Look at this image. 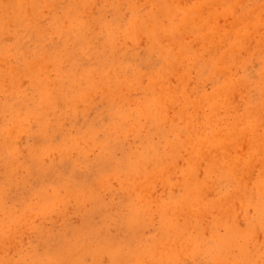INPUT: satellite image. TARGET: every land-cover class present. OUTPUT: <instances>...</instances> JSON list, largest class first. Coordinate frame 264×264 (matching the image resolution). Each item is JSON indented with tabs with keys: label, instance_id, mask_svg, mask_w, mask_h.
<instances>
[{
	"label": "rangeland",
	"instance_id": "rangeland-1",
	"mask_svg": "<svg viewBox=\"0 0 264 264\" xmlns=\"http://www.w3.org/2000/svg\"><path fill=\"white\" fill-rule=\"evenodd\" d=\"M16 1L0 0V18L3 17L0 20V264H159L152 261L155 259L161 264H167V259L169 264H264V190L262 184H259L264 183V21L257 28L254 26L256 16L251 14V7L254 9V5H259V17L264 20V0H240L239 3V0H219L220 3L212 0L213 4L211 0H166L163 4L162 0H130L133 3H129V0H39L38 5L36 4L38 7L32 2L21 8L22 23L14 21ZM156 4H165V8L167 5L178 6L173 22H169L162 14L164 7L159 10ZM229 5L231 7L227 8ZM182 8L185 10L182 11ZM190 10L193 11L192 16H198V27L196 25L194 30L188 29L185 33L181 25L186 22ZM245 11L250 15L249 19L253 17L254 20L251 25L247 17L243 18L249 32L247 30L241 39L232 30L234 31L236 20L241 19ZM150 13L155 15L151 16ZM211 13H216V16ZM150 22L155 24L153 26H159L156 36L147 31L152 26ZM228 24L231 28L227 27ZM199 26H203V38L200 36ZM171 27L174 28L172 32L168 30ZM226 27L229 32L223 29ZM138 29L140 33H137ZM206 31H211V34L216 31L218 35L214 32L215 37L214 34L208 36ZM197 34L198 39L194 36ZM233 36L236 38H232ZM216 38L221 41H216ZM229 38L232 39L227 45ZM210 39L213 44L217 42V45L214 44L215 48L212 43L209 44ZM235 41L237 44L242 42L246 47L235 48L236 51L232 52L234 61L232 62L230 52L231 62L224 63L219 57L226 52L225 48L227 51L232 48L235 45L232 42ZM259 41L261 47L257 43ZM161 50L172 53L170 60L163 61L165 56ZM182 51L186 55L183 59L180 58ZM177 52L181 54L178 55ZM36 61L44 66V71L38 67L35 69L38 71L31 74L28 63ZM219 66L226 68L219 70ZM216 68L219 71H215ZM91 71L95 73L92 74ZM107 71H110L111 76H105ZM13 72L20 75L14 77ZM182 74L185 76L183 80L180 79V83L178 79ZM90 76H93L92 79ZM127 81L130 83L127 84ZM41 84L46 87L40 88V94L38 88L43 86ZM226 86L230 89L223 98L226 101L227 95V100H231L232 104L229 112L224 108L225 105L216 109L220 114L217 115L216 129L218 130V125L222 129L233 124L235 116V126L242 124L238 120L239 115L248 110L255 111L254 116L248 118L242 127L247 130L251 127L249 130H252L251 134L257 140L255 144L258 149H253L254 144L248 141L252 137L245 133L248 135L237 141L240 145L235 140L237 146H232V141L228 151L225 149L227 142L224 143V149L222 146L212 155L204 148L198 154L197 149L214 130L206 124L207 116L212 112L210 103H206L203 98L214 97L215 93L221 94ZM59 87L62 89H58ZM48 88L53 94L54 91H59L55 93L57 96H51V99L57 98V103L54 100L52 106L55 107L51 106L52 108L49 106L52 102L44 99V91ZM164 89L176 91L178 99L165 107L157 102V107L153 100L162 97ZM78 92H81L80 95ZM62 94L66 96L65 99L70 98L64 100ZM40 100L44 101L43 104ZM186 102L188 105L184 107ZM42 105H48V109ZM44 111L48 112L47 116ZM144 111L146 112L143 113ZM157 111L160 113L157 114ZM183 111L191 117L190 120H185ZM121 114L125 115L126 121ZM17 115L23 119L22 123ZM189 121L192 124L190 133L187 129ZM183 131L188 134L185 135ZM197 131L200 132L195 135ZM205 142L206 140L204 144ZM241 146L246 148L245 154L243 149L238 150ZM167 152L170 158L163 155L166 163L163 161L162 166L160 157ZM177 152H180L179 156ZM208 153V157L204 156ZM140 156L141 159H138ZM143 158L145 162H142ZM154 160L159 162L155 163ZM232 160H237L236 165L230 164ZM146 161L151 163L147 166ZM140 162L150 171L145 169V165L143 168L139 166ZM154 163L156 166L160 163V168ZM257 163L260 166L257 167ZM140 168L145 170L142 176L147 173L144 177L140 175ZM225 169H231L233 181L224 177L226 174L223 172H227ZM237 172L242 174L239 176ZM138 182L142 183H139L136 190ZM128 184L134 186L130 187ZM127 186L130 189L133 187L132 190L127 191ZM258 189L261 191L258 192ZM192 194L198 195L199 201L191 203L186 199L185 196ZM146 203L149 206L145 207ZM138 210L141 216H136ZM172 214L175 216L170 217ZM172 223L174 228H171ZM228 227H231L229 232ZM176 230L180 235H176ZM248 232L250 235H246ZM179 236L184 240L180 241ZM193 237L192 242L190 238ZM231 241L238 243V246L234 242L232 247ZM175 243H181L179 247L182 249L178 250ZM188 243H192L189 250ZM153 245L156 250L159 247V251L163 249L166 253L157 252ZM198 245L196 250L199 252H196L195 247ZM216 248L221 250L220 253ZM148 253L151 254L147 255ZM162 253L166 259L162 258ZM226 256L228 260L225 259Z\"/></svg>",
	"mask_w": 264,
	"mask_h": 264
},
{
	"label": "bare ground",
	"instance_id": "bare-ground-1",
	"mask_svg": "<svg viewBox=\"0 0 264 264\" xmlns=\"http://www.w3.org/2000/svg\"><path fill=\"white\" fill-rule=\"evenodd\" d=\"M40 1H42V0H40ZM86 1H87V0H86ZM86 1H85V2H86ZM97 1H98V0H97ZM162 1H164V2H162V4H163V3H165L166 0H162ZM177 1H178V0H177ZM177 1H176V2H177ZM182 1H183V0H182ZM187 1H188V0H187ZM189 1H191V0H189ZM215 1H216V0H215ZM217 1H218L219 3L221 2V1H219V0H217ZM222 1H225V0H222ZM232 1H233V0H232ZM246 1H247V0H246ZM32 2H33V3H32ZM38 2H39V0H38L37 2H36V0H34V1H33V0H17V1H16L17 7H15V8H16V11H15V13H16V14H15V15H16V19H14V21L16 20V22L18 21V22L22 23V21H21V19H20V18H21V14H22L21 8H22V7L24 8V6H25L26 4H28V3H32L33 5H36ZM87 2H88V1H87ZM114 2H115V1H114ZM171 2H172V0H171ZM173 2H174V1H173ZM180 2H181V1H180ZM211 2H212V3H211ZM211 2H209V3H211V4L214 3L212 0H211ZM239 2H240V0H239L237 3H239ZM129 3H133V2H130V0H129ZM167 3H168V2H167ZM169 3H170V2H169ZM181 3H182V2H181ZM207 3H208V2H206V4H207ZM237 3H236V6H237ZM2 4H3V3H2ZM11 4H12V3H11ZM84 4H85V3H84ZM170 4H171V3H170ZM172 4H174V3H172ZM172 4H171V5H172ZM177 4H178V3H177ZM204 4H205V3H204ZM206 4H205V5H206ZM222 4H224V3L222 2ZM232 4H233V3H232ZM246 4H247V3H245V5H246ZM8 5H10V4H8ZM12 5H13V4H12ZM37 5H38V4H37ZM37 5H36V6H37ZM133 5H134V4H133ZM156 5H157V4H156ZM164 5H165V4H164ZM164 5H157V6H158V8H159V10H160V9H162V6L165 8ZM166 5H167V4H166ZM188 5H189V4H188ZM230 5H231V2H230ZM230 5L227 6V8H228V7L230 8V7H231ZM26 6H27V5H26ZM160 6H161V8H160ZM168 6H169V7H168ZM178 6H179V4H178ZM178 6H176V7H178ZM238 6H239V8L241 7L240 4H239ZM246 6H247V5H246ZM258 6H259V5H258ZM258 6L255 7V5H254V6H253L254 9H252V7H251V14L254 15V16H256V21H255V23H254V26H256V27H257L258 25L260 26V24L264 21L262 18L259 17V16H260V15H259V11H260V8H261V7H258ZM12 7H13V6H12ZM37 7H38V6H37ZM50 7H51V6H50ZM173 7H174L175 9H174ZM173 7H170V5H167V8H165V9L163 8V9L161 10L162 14L166 17V19H167L169 22H173L172 20H174V17L176 16L177 11L179 10L178 8L176 9L175 6H173ZM201 7H203V6H201ZM201 7H200V8H201ZM219 7H220V6H219ZM233 7H234V5H233ZM248 7H249V6H248ZM79 8H80V7H79ZM179 8L181 9V7H179ZM220 8L222 9V7H220ZM244 8H245V7H244ZM244 8H243V9H244ZM47 9H48V8H47ZM207 9H208V8H207ZM183 10H185V9L182 8V11H183ZM186 10H187V8H186ZM188 10H189V9H188ZM194 10H195V9H193V11H194ZM200 10H201V9H200ZM224 10L227 11V9H223V11H224ZM232 10H233V8H232ZM249 10H250V8H249ZM249 10H247V12H248ZM72 11H73V10H72ZM72 11H71V12H72ZM106 11H107V10H106ZM193 11L190 10L188 13L185 11V13H187L188 15L186 16V19H185L186 22L184 21L185 23H183L184 25H181V26L183 27L182 29L184 30L183 32L187 31L188 29H189V30H194V29L196 28V25H197L196 21H198V16H197V17H196V15H195V17L192 16L191 14L193 13ZM196 11H197V10H196ZM196 11H195V12H196ZM198 11H199V10H198ZM198 11H197V12H198ZM214 11H215V9H214ZM216 11H217V10H216ZM220 11H221V10H220ZM230 11H231V9H230ZM242 11H243V13H244V10H242ZM68 12H69V11H68ZM91 12H92V11H91ZM156 12H157V11H156ZM199 12H200V11H199ZM199 12H198V13H199ZM217 12H218V11H217ZM228 12H229V10H228ZM228 12H227V14H228ZM239 12H241V11H239ZM249 12H250V11H249ZM249 12H248V13H249ZM48 13H49V12H48ZM69 13H70V12H69ZM85 13H86V12H85ZM126 13H127V12H126ZM164 13H165V14H164ZM198 13H197V14H198ZM223 13H224V12H223ZM243 13H242V15H244V16H241L242 18H241L240 16H238V17H240L241 19H239V18L237 17L238 19H237V18H236L237 20L235 19L236 22H235V20L232 21L233 23L235 22V23H234L235 26H233V27H234V31L231 29L232 32H233V34H234V35L236 34V35H237L236 37H238V38H241V37H242L241 39H243V36L246 35L247 30H248V28H247L248 25H247V23H245V19H243V18H244V17H247L248 20H250L251 25H253L252 21L254 20L253 17H252V19H251V18L249 19L250 15H248V14L246 13V11H245V14H246V15L243 14ZM5 14H6V13H5ZM13 14H14V13H13ZM30 14H31V13H30ZM72 14H73V13H72ZM151 14H152V15H155V14H153V13H150V15H151ZM180 14H181V13H180ZM201 14L203 15V13H201ZM201 14H200V15H201ZM206 14H207V13H206ZM206 14H205V16H206ZM211 14H213V13H211ZM229 14H230V13H229ZM237 14H238V13H237ZM2 15H3V14H2ZM152 15H151V16H152ZM183 15H184V14H183ZM213 15L216 16V13L213 14ZM234 15H235V14H234ZM240 15H241V13H240ZM247 15H248V16H247ZM0 16H1V15H0ZM70 16H71V15H70ZM107 16H108V15H107ZM178 16H179V15H178ZM181 16H182V15H181ZM184 16H185V15H184ZM191 16H192V17H191ZM209 16L214 18V16H211L210 14H209ZM12 17H13V16H12ZM26 17H28V16H26ZM77 17H78V16H77ZM125 17H126V16H125ZM154 17H155V16H154ZM179 17H180V16H179ZM203 17H204V16H203ZM1 18H3V17H1ZM1 18H0V20H1ZM4 18H5V17H4ZM116 18H117V17H116ZM148 18H149V17H148ZM156 18H157V17H156ZM158 18H159V17H158ZM201 18H202V17H201ZM231 18H232V17H231ZM176 19H177V18H175V22L177 23ZM189 19H190V20H189ZM202 19H203V18H202ZM207 19H208V18H207ZM211 19H212V18H211ZM215 19H216V18H215ZM224 19H225V17H224ZM226 19H227V17H226ZM261 19H262V20H261ZM137 20H138V19H137ZM137 20H135L134 23H136ZM167 20H165V21H167ZM179 20H180V19H179ZM204 20H206V19L204 18ZM243 20H244V21H243ZM23 21H24V20H23ZM26 21H27V20H26ZM162 21H163V20H162ZM200 21H201V20H200ZM207 21H208V20H207ZM214 21H215V20H214ZM1 22H2V21H1ZM160 22H161V21H160ZM160 22H159V23H160ZM210 22H211V21H210ZM216 22H219V21H216ZM221 22H222V21H221ZM221 22H220V23H221ZM150 23L152 24V26H151V28H147V31L152 32V33H153V36H156V34H157V29H159V26H153L154 23H152V22H150ZM161 23H162V22H161ZM204 23H206V22L204 21ZM204 23H202V25H204ZM222 23H224V22H222ZM148 24H149V23H148ZM148 24H147V25H148ZM170 24H171V23H170ZM200 24H201V23H200ZM215 24H216V23H215ZM14 25H15V24H14ZM154 25H155V24H154ZM162 25H163V23H162ZM164 25H166V24H164ZM168 25H169V24H168ZM213 25H214V24H213ZM82 26H83V25H82ZM178 26H180V25H178ZM204 26H205V25H204ZM214 26H215V25H214ZM223 26H226V24L223 25ZM3 27H4V26H3ZM166 27H167V26H166ZM197 27H198V25H197ZM199 27H200V26H199ZM227 27H228V28H231V26L229 27V24H228ZM227 27H226V28H223V29H227ZM80 28H81V27H80ZM131 28H132V27H131ZM210 28H211V27H210ZM215 28H216V27H215ZM257 28H259V27H257ZM3 29H4V28H3ZM166 29H168V28H166ZM207 29H208V28H207ZM39 30H40V29H39ZM135 30H137V29H135ZM168 30H170V31L172 32V31L174 30V28L171 27V28H169ZM178 30H179V29H178ZM199 30L201 31V32H200V31H199V32H200V36L202 37V36H203L202 33L204 32V31H203V26L200 27ZM208 30H209V29H208ZM213 30H214V29H213ZM215 30H217V29H215ZM219 30H220V29H219ZM221 30H222V29H221ZM33 31H34V30H33ZM81 31H82V30H81ZM112 31H113V30H112ZM112 31H111V32H112ZM180 31H181V30H180ZM202 31H203V32H202ZM217 31H218V30H217ZM259 31H260V29H259ZM28 32H29V31H28ZM60 32H61V31H60ZM102 32H103V31H102ZM132 32H133V28H132ZM197 32H198V30H197ZM206 32H207V31H206ZM206 32H205V34L209 33V31H208L207 33H206ZM214 32H215L216 35H218V34L216 33V31H214ZM214 32H213L212 34H214ZM220 32L224 33L223 31H220ZM220 32H219V34H220ZM227 32H229V29H227ZM234 32H235V33H234ZM248 32H249V30H248ZM137 33H140V32H139V29H138V32H137ZM185 33H186V32H185ZM185 33H184V34H185ZM194 33H195V31H194ZM61 34H62V33H61ZM195 34H196V33H195ZM198 34H199V33H198ZM198 34H197V36H196V35H194V36L197 38V37L199 36ZM205 34H204V36H206ZM212 34H211V31H210V33L207 34V35H208V36H209V35L211 36ZM215 34H214L213 37H215ZM226 34H227V33H226ZM226 34L223 35V36H226ZM231 34H232V33L230 32V35H231ZM136 35H137V34H136ZM112 36H113V33H112ZM112 36H109V37H112ZM114 36H115V35H114ZM114 36H113V37H114ZM231 36H232V35H231ZM5 37H6V36H5ZM11 37H13V36H11ZM14 37H15V36H14ZM30 37H31V36H30ZM52 37H53V36H52ZM160 37H161V36H160ZM213 37H212V38H213ZM221 37H222V36H221ZM236 37L233 36L232 38H236ZM115 38H116V37H115ZM115 38H114V39H115ZM177 38H178V37H177ZM199 38H200V37H199ZM202 38H203V37H202ZM202 38H201V39H202ZM210 38H211V37H210ZM232 38H229V40L227 41V42H229V43H227V45L230 44V41H231L230 39H232ZM12 39H13V38H12ZM60 39H61V38H60ZM197 39H198V38H197ZM201 39H200V40H201ZM208 39H209V38H207V40H208ZM214 39H215V38H214ZM223 39H224V38H223ZM99 40H100V39H99ZM99 40H97V41H99ZM104 40H105V39H104ZM142 40H144V39H142ZM163 40H164V39H163ZM217 40H218V41H221V40H219L218 38H216V41H217ZM233 40H234V39H233ZM41 41H42V40H41ZM146 41H147V40H146ZM202 41L205 42V40H203V39H202ZM213 41H214V40H213ZM39 42H40V41H39ZM43 42H44V41H43ZM54 42H55V41H54ZM114 42H115V41H114ZM142 42H143V41H142ZM223 42H224V41H223ZM251 42H252V41H251ZM254 42H255V41H254ZM140 43H141V42H140ZM156 43H157V42H156ZM161 43H162V42H161ZM161 43H160V44H161ZM177 43H178V42H177ZM201 43H202V42H201ZM207 43H208V42H207ZM207 43H206V44H207ZM211 43L213 44V42H212L211 39H210L209 44H211ZM232 43H235V45L232 46V48H230L228 51L226 50L227 48H225L224 50H225L226 52H224L222 55H220V53H219V55H220L219 58H220V60H222L224 63H228V61L231 62V60L229 59V56H230V55L232 56V52H233V51H236V49H245V47H246V46L242 45V42H241V43L238 42V44H237L236 41H235V42H232ZM257 43H258V45L261 47L260 41L257 42ZM46 44H47V43H46ZM85 44H86V43H85ZM112 44H113V42H112ZM160 44H159V45H160ZM181 44L183 45V43H181ZM203 44H204V43H203ZM214 44L217 45V42L214 43ZM214 44H213V45H214ZM159 45H158V46H159ZM213 45H211V47H212ZM215 45L213 46L214 48H215ZM222 45H223V44H222ZM255 45H256V44H255ZM112 46H113V45H112ZM179 46H180V45H179ZM205 46H206V45H205ZM207 46H210V45H207ZM23 47H24V46H23ZM36 47H37V46H36ZM36 47H35V48H36ZM72 47H73V46H72ZM97 47H98V46H97ZM230 47H231V46H230ZM237 47H238V48H237ZM37 48H38V47H37ZM182 48H183V46H182ZM235 48H236V49H235ZM39 49H40V47H39ZM39 49H38V51H39ZM41 49H42V48H41ZM83 49H84V48H83ZM10 50H11V49H10ZM169 50H170V49H169ZM222 50H223V49H222ZM38 51H37V52H38ZM43 51H44V50H43ZM170 51H171V50H170ZM184 51H187V50L184 49ZM204 51H206V50H204ZM218 51L220 52V50H218ZM49 52H50V51H49ZM161 52H162L163 55L165 56V58L163 59V61H164V60L167 61V59L171 58V54H172V53L170 54L168 50H167V51L161 50ZM171 52H172V51H171ZM206 52H207V51H206ZM221 52H222V51H221ZM230 52H231V54H230ZM84 53H85V52H84ZM177 53H178V52H177ZM210 53H211V52H210ZM63 54L65 55V52H64ZM77 54H78V53H77ZM85 54H87V53H85ZM91 54H92V53H91ZM174 54H175V53H174ZM180 54H181V53H178V55H180ZM229 54H230V55H229ZM238 54H239V52H238ZM238 54H237V56H238ZM213 55H214V54H213ZM219 55H218V56H219ZM61 56H62V55H61ZM176 56H177V54H176ZM184 56H186V55H185V53H183V51H182V55H181L180 58L183 59ZM70 57H72V56H70ZM55 58H56V57H55ZM95 58H96V57H95ZM172 58H174V57H172ZM178 58H179V56L177 57V59H178ZM233 58H234V57L232 56V59H233ZM253 58H254V57H253ZM263 58H264V57H263ZM40 59L42 60V58H40ZM40 59H39V60H40ZM59 59H60V58H59ZM65 59H66V58H65ZM82 59H83V58H82ZM53 60H55V59H53ZM57 60H58V59H57ZM169 60H170V59H169ZM44 61H45V60H44ZM61 61H62V60H61ZM61 61H60V62H61ZM76 61H77V60H76ZM83 61H84V60H83ZM182 61H183V60H182ZM233 61H234V59L232 60V62H233ZM236 61H237V60H236ZM45 62H46V61H45ZM27 63H28V62H27ZM27 63H26V64H27ZM164 63H166V62H164ZM199 63H200V62H199ZM211 63H212V61H211ZM211 63H210V64H211ZM24 64H25V63H24ZM26 64H25V65H26ZM44 64H45V63H44ZM202 64H203V63H202ZM21 65H22V64H21ZM50 65H51V64H50ZM133 65H134V64H133ZM203 65H204V64H203ZM205 65H206V64H205ZM0 66H1V65H0ZM22 66H23V65H22ZM65 66H66V65H65ZM94 66H95V65H94ZM212 66H213V65L211 64V67H212ZM214 66H215V65H214ZM25 67H26V66H25ZM38 67H39V70L44 71V66L41 65L40 62H37V61H36V62H29V63H28V69H29V71L31 72V74H32V72H34V71H38V70H35V69H38ZM48 67H49V66H48ZM152 67H153V66H152ZM199 67H200V66H199ZM199 67H198V68H199ZM216 67H217V66H216ZM26 68H27V67H26ZM98 68H99V67H98ZM201 68H202V67H201ZM209 68H210V66H209ZM218 68H219V70H220V69L223 70V69H225L226 67H225V68H224V67L222 68V66H221V68H220V66H219ZM202 69H203V68H202ZM202 69H201V70H202ZM207 69H208V68H207ZM211 69H212V68H211ZM77 70H78V68H77ZM172 70H173V69H171V71H172ZM219 70H217V68H216L215 71H219ZM23 71H24V70H23ZM94 71H95V70H94ZM94 71H91L92 74H93ZM96 71H97V70H96ZM171 71H170V72H171ZM206 71H208V70H206ZM18 72H19V71H18ZM18 72H13L14 77L20 75V74H18ZM91 72H90V75H92ZM164 72H165V68L163 69V73H164ZM166 72H167V71H166ZM179 72H180V71H178V73H179ZM203 72H204V71H203ZM211 72H212V71H211ZM27 73H29V72H27ZM40 73H41V72H40ZM46 73H48V72L46 71ZM94 73H95V72H94ZM109 73H110V71H109ZM109 73H108V71L105 72V76H106V74H108L109 76H111V75H110L111 73H110V74H109ZM163 73H162V74H163ZM215 73L217 74V72H215ZM33 74H34V73H33ZM76 74H77V73H76ZM145 74H146V73H145ZM162 74H161V75H162ZM164 74H165V73H164ZM1 75H2V74H1ZM28 75L30 76V74H28ZM36 75H37V74H36ZM38 75H39V74H38ZM40 75H41V74H40ZM77 75H78V74H77ZM94 75H95V74H94ZM167 75H168V74H167ZM221 75H222V74H221ZM165 76H166V75H165ZM184 76H185V75L182 74L181 77H180L178 80H180V79L183 80V79H184ZM35 77H36V76H35ZM85 77H86V75H85ZM90 77H91V76H90ZM92 77H93V76H92ZM92 77H91L90 79H92ZM114 77H115V76H114ZM154 77H155V76H154ZM163 77H164V75H163ZM211 77H212V75H211ZM1 78H2V77H1ZM1 78H0V80H1ZM115 78H116V77H115ZM219 78H220V77H219ZM3 79H4V78H3ZM37 79H38V78H37ZM80 79H81V78H80ZM82 79H83V78H82ZM82 79H81V80H82ZM84 79H85V78H84ZM84 79H83V81H84ZM228 79H229V78H228ZM228 79H227V80H228ZM16 80H17V79H16ZM31 80H32V79H31ZM85 80H87V79H85ZM168 80H169V79H168ZM182 80H180V83L182 82ZM219 80H220V79H219ZM34 81H35V80H34ZM39 81H40V80H39ZM41 81H42V80H41ZM41 81H40V82H41ZM51 81H53V80H51ZM60 81H61V80H60ZM73 81H74V80H73ZM73 81H72V82H73ZM79 81H80V80H79ZM79 81L77 80V82H79ZM106 81H107V80H106ZM115 81H116V79H115ZM1 82L3 83V81H1ZM14 82H15V81H14ZM37 82H38V80H37ZM46 82H47V81H46ZM86 82H88V81H86ZM89 82H90V81H89ZM89 82H88V83H89ZM108 82H109V81H108ZM128 82L130 83V81H127V84H128ZM152 82H153V81H152ZM171 82H172V81H171ZM34 83H35V84H39V83H36V82H34ZM43 83H44V82H43ZM75 83H76V82H75ZM75 83H74V84H75ZM99 83H101V82H99ZM124 83H126V81H125ZM22 84H23V83H22ZM56 84H58V83H56ZM72 84H73V83H72ZM82 84H83V83H82ZM91 84H92V83H91ZM103 84L105 85L104 82H103ZM41 85H43V86H41ZM41 85H40L41 87L38 88L39 91H40V88H43V87H46V86H47L46 83H45L46 86H44V84H41ZM51 85H52V84H51ZM89 85H90V84H89ZM94 85H96V82H95ZM97 85H98V84H97ZM101 85H102V84H101ZM107 85H108V84H107ZM139 85H140V84H139ZM180 85H181V84H180ZM205 85H206V84H205ZM221 85H222V84H221ZM48 86H49V85H48ZM79 86H80V85H79ZM87 86H88V85H87ZM133 86H134V85H133ZM137 86H138V85H137ZM224 86H225V85H224ZM227 86H228V85H227ZM227 86L223 89L224 92H222L221 94H220V93H218V94L215 93V96H214V97L208 98V96H210V95H208V96H206V98H208V99L203 98L204 100H206V103H208V102L210 103V108H211V112H212L209 116H207L208 123H206V124H208L209 128H214V130L217 128V125H216L217 115H218V116L220 115V114L217 113L216 109H217V108H220V106H222V105H225L224 108H226L227 112H229L230 104H232V102H230L231 100H227V95H226V101H227V102H226L225 99L223 98L224 94H225L226 92H228L229 89H230V87H227ZM51 87H52V86H51ZM53 87H54V86H53ZM72 87L75 88L76 86H72ZM88 87H89V86H88ZM96 87H98V86H96ZM8 88H9V87H8ZM27 88H28V87H27ZM29 88H30V87H29ZM60 88L62 89V87H59L58 89H60ZM94 88H95V87H94ZM94 88H93V89H94ZM111 88H112V87H111ZM116 88H117V87H116ZM120 88H121V87H120ZM120 88H119V90H120ZM170 88H171V87H170ZM2 89H3V88H2ZM51 89H52V88H51ZM79 89H80V88H79ZM93 89L91 88V90H93ZM95 89L97 90V88H95ZM95 89H94V91H95ZM219 89H221V88H219ZM42 90H43V89H42ZM89 90H90V87H89ZM107 90H108V89H107ZM114 90H115V89H114ZM121 90H122V88H121ZM148 90H149V89H148ZM152 90H153V89H152ZM171 90H172V89H171ZM171 90H170V89H164V90H163L164 93H163L162 97H160L159 99L157 98L156 100L154 99L156 96H155L154 98H152V99H154L153 101L156 103V106H157V102H158V104L163 105L162 107H165L168 103H171L172 101L176 102V100L178 99V97H177V93H176V91H171ZM251 90H252V89H251ZM51 91H52V90H50L49 88H48V89H45V91H44V92H45V93H44V94H45V98H44V99H45L47 102H48V101H49L50 103L52 102L51 105H49V103H48V105L50 106V108L55 107V106H52L54 100L56 101L55 104L57 103V100H56L57 98L54 97V99H53V97H52V99H51V96H52V95L55 96V95H56L55 93H59V91H58V92H57V91H56V92L54 91V94H55V95H54L53 92H51ZM79 91H80V90H79ZM149 91H150V90H149ZM182 91H184V90H182ZM18 92H19V91H18ZM42 92H43V91H42ZM61 92H62V91H61ZM118 92H119V91H118ZM121 92H122V91H121ZM184 92H185V91H184ZM243 92H244V91H243ZM65 93H67V92H65ZM78 93H79V95H80L81 92H78ZM78 93H77V94H78ZM112 93H113V90H112ZM150 93H151V92H149V94H150ZM40 94H41V91H40ZM119 94H120V93H119ZM131 94H132V93H131ZM138 94H139V93H138ZM192 94H193V93H192ZM62 95H63V97H64V100H66V99L68 100V99L70 98V97H67V98L65 99L66 96H64V94H62ZM66 95H67V94H66ZM116 95H117V93H116ZM153 95H154V94H153ZM228 95H229V94H228ZM56 96H57V95H56ZM59 96H60V95H59ZM160 96H161V95H160ZM40 97L42 98L41 95H40ZM63 97H62V99H63ZM106 97H107V96H106ZM75 98H76V97H75ZM87 98H88V96H87ZM179 98H180V97H179ZM79 99H80V97H79ZM93 99H94V98H93ZM116 99H118V98H116ZM203 99H202V100H203ZM51 100H53V101H51ZM109 100H110V99H109ZM40 101H42V100H40ZM114 101H115V100H114ZM121 101H122V100H121ZM151 101H152V100H151ZM228 101H229L230 103H228ZM43 102H44V101H42V104H43ZM105 102H106V101H105ZM116 102H117V101H116ZM118 102H119V101H118ZM40 103H41V102H40ZM151 103H152V102H151ZM198 103H199V102H198ZM201 103H202V102H201ZM226 103H228V104H226ZM67 104H68V103H67ZM107 104H108V103H107ZM149 104H150V103H149ZM40 105H41V104H40ZM40 105H39V106H40ZM45 105H46V102H45ZM48 105H47L46 107L43 106V105H42V106H43V108H47ZM70 105H71V103L69 104V107H70ZM72 105H73V104H72ZM97 105H98V104H97ZM112 105H113V104H112ZM115 105H116V103H115ZM118 105L121 106L120 104H118ZM153 105L155 106L154 103H153ZM153 105H152V106H153ZM186 105H188L187 102H186V104L184 105V107H185ZM51 106H52V107H51ZM122 106L124 107L125 105H122ZM152 106H151V107H152ZM197 106H198V105H197ZM202 106H203V105H202ZM202 106H200V107H202ZM78 107H79V106H78ZM80 107H81V106H80ZM123 107H122V108H123ZM157 107H158V106H157ZM192 107H193V106H192ZM198 107H199V106H198ZM115 108H116V107H115ZM206 108H208V107L206 106ZM47 109H48V108H47ZM158 109H159V108H158ZM235 109H236V108H235ZM43 110H44V109H43ZM122 110H123V109H122ZM150 110H151V109H150ZM252 110H253V109H252ZM163 111H164V110H163ZM44 112H45V111H44ZM44 112H43V117L45 118V116H47L46 113H48V112H45V116H44ZM116 112H117V111H116ZM118 112H119V111H118ZM126 112H127V111H126ZM145 112H146V111H144L143 113H145ZM147 112H148V114H150V111H147ZM152 112H153L154 115L156 114V113H154V111H152ZM49 113H50V112H49ZM123 113H124V110H123ZM159 113H160V112L157 111V114H159ZM183 113H185V111H183ZM124 114H125V113H124ZM124 114H121V115H124ZM132 114H133V113H132ZM136 114H137V113H136ZM164 114H166V113H164ZM179 114H181V113H179ZM254 114H255V111L252 112V111H250V110L246 111L245 114H244V113H243V114H240L239 117H238V120L241 121L242 124H241V123H240V124H237V123H236V124H237L236 126H235V120H237V116L234 117V122H233V124H229V125L227 126V128H222V129H220V128H219L220 125H218V130H217V129H216V131L213 130L212 135H211L210 137H205L206 139H204L203 142L201 143V145H200L201 147H199L198 144H197V145L195 144L196 147L201 148L200 150H199V148H198V149H197L198 151H197L196 149H195V150L198 152V154H201V153H199V151L201 152L202 148H204V149H207V150H208V152L210 153V155H212V153L215 152V150H219V149H221L222 146H223L222 149H224V143H227V142H228V143H227V146H226V148H225L226 151H228V150H230V149H228V148H230V147H228V146H230L229 144L232 143V141H233L234 144L232 143V144H233L232 146H237V144H238L237 141L239 140V138H241V140H242V139H244V138L246 137V135H248V134L245 135V133H249V134H250L249 136L252 137L251 139L249 138L248 141H249L250 143L252 142L251 144H254V145H253V149H255V150L258 149V145H256V144H257V140H256L255 136L251 134L252 130H249V129H251V127L248 128V130H247L244 126L242 127L243 123H245V121H246L248 118H252V117L254 116ZM41 115H42V114H41ZM116 115H118V114H116ZM125 115H126V114H125ZM125 115L122 116L123 119L125 118ZM140 115L143 116V115H142V112H140ZM140 115L137 116V118L140 117ZM184 115H185V120H190L191 117H190L189 115H187L186 113H185ZM17 116H19V115H17ZM17 116H16V117H17ZM201 116H202V115H201ZM19 117H20V116H19ZM26 117H27V116H26ZM156 117H157V116H156ZM183 117H184V116H183ZM202 117H204V116H202ZM119 118H120V116H119ZM149 118L151 119V117H149ZM149 118H147V119H149ZM157 118H158V117H157ZM157 118H156V119H157ZM20 119H21L20 123H22L23 119H22L21 117H20ZM30 119H32V118H30ZM182 119H183V118H182ZM194 119H195V118H194ZM231 119H233V118H231ZM231 119H230V120H231ZM51 120H52V119H51ZM124 120L126 121V119H124ZM124 120H123V121H124ZM157 120H158V119H157ZM159 120H160V119H159ZM15 121H16V120H15ZM15 121H14V122H15ZM125 121H124V122H125ZM160 121H161V120H160ZM183 121H184V119H183ZM198 121H200V120H198ZM198 121H197V122H198ZM224 121H225V120H224ZM16 122H18V121H16ZM166 122H167V121H166ZM248 122H249V121H248ZM258 122H259V121H258ZM157 123H159V121H157ZM160 123L162 124V121H161ZM217 123H218V122H217ZM184 124H185V123H184ZM194 124H195V123H194ZM17 126H18V123H17ZM20 126H21V125H20ZM112 126H113V124H112ZM161 126H162V125H161ZM206 126H207V125H206ZM206 126H205V127H206ZM250 126H251V125H250ZM116 127H117V124H116ZM116 127H115V128H116ZM133 127H135V126H133ZM183 127H184V126H183ZM223 127H224V126H223ZM135 128H136V127H135ZM191 128H192V124H191V122L189 121V123L187 122V129L189 130V133L191 132V131H190ZM198 128H199V127H198ZM18 129H20V128H18ZM175 129H176V128H175ZM201 129H202V128H201ZM111 130H112V128H111ZM122 130H123V129H122ZM124 130L126 131L125 128H124ZM172 130H173V129H172ZM206 130L208 131V127L206 128ZM125 131H124V132H125ZM174 131H175V130H174ZM177 131H178V133H179V130H177ZM207 131H206V132H207ZM246 131H247V132H246ZM180 132H181V130H180ZM183 132H185V131H183ZM194 132H195V131H194ZM199 132H200V131H197V133H195V135H197ZM204 132H205V130H204ZM4 133H5V132H4ZM178 133H175V134L177 135ZM185 133H186V132H185ZM180 134H181V133H180ZM187 134H188V133H186L185 135H187ZM206 134H207V133H206ZM13 135H14V134H13ZM243 136H244V138H242ZM179 137H180V136H179ZM201 137H202V136H201ZM21 138H22V137H21ZM21 138H20V139H21ZM178 139L181 140V138H178ZM21 140H22V139H21ZM137 140H138V139H137ZM186 140H187V139H186ZM205 140H206V142H205V144H204V141H205ZM235 140H236V143H237V144H235ZM19 141H20V140H19ZM87 141H88V140H87ZM187 141H188V140H187ZM187 141H186V142H187ZM245 141H246V139H245ZM239 142H240V141H239ZM175 143H176V142H175ZM255 143H256V144H255ZM177 144H178V143H176V145H177ZM181 144H182V142H181ZM184 144H185V143H184ZM189 144H190V143H189ZM199 144H200V142H199ZM261 144H262V143H261ZM75 145H76V144H75ZM99 145H100V144H99ZM176 145H175V146H176ZM204 145H205V147H204ZM239 145H240V143L238 144V146H239ZM195 146H194V147H195ZM232 146H231V148H232ZM243 146H245L244 143H243ZM243 146H241L242 148H241V149H238V150H242V149H243ZM247 146H248V145H247ZM260 146L262 147V145H260ZM86 147H87V146H86ZM155 147H156V146H155ZM172 147H173V146H172ZM178 147H179V146H177V148H178ZM185 147H186V146H185ZM185 147H183V148H185ZM245 147H246V146H245ZM97 148H98V147H97ZM180 148H181V146H180ZM66 149H67V148H66ZM87 149H88V148H87ZM152 149H153V148H152ZM167 149H168V148H167ZM227 149H228V150H227ZM245 149H246V148H245ZM245 149H243V151H244ZM263 149H264V148H263ZM158 150H159V149H158ZM158 150H157V151H158ZM170 150H171V149H170ZM170 150H168V151H170ZM172 150H173V148H172ZM175 150H176V148H175ZM177 150H179V149H177ZM188 150H189V149H188ZM231 150H232V149H231ZM238 150H235V152L237 151V152L239 153L240 151H238ZM151 151H152V150H151ZM154 151H155V150H154ZM253 151H254V150H253ZM62 152H63V151H62ZM152 152H153V151H152ZM197 152H194V153L197 154ZM204 152H205V151H204ZM204 152H203V153H204ZM218 152H219V151H218ZM149 153H150V151H149ZM169 153H170V152H169ZM177 153H178V152H177ZM179 153H180V152H179ZM179 153L177 154V156H179ZM205 153H206V152H205ZM209 153H208V154H204V156L207 155V157H208ZM225 153H226V152H225ZM238 153H236V154H238ZM63 154H64V153H63ZM135 154H136V153H135ZM244 154H245V151H244ZM163 155H165V158H166L169 154H168V152H167V154H162V157H160V158H162L161 163H163V161H164V158H163L164 156H163ZM174 155H175V154H173V156H174ZM239 155H242V154L240 153ZM259 155H261V154L259 153ZM153 156H154V155H153ZM159 156H161L160 153H159ZM159 156H157V158H158ZM229 156H232V154L229 155ZM72 157H73V156H72ZM142 157H144V155H143ZM151 157H152V156H151ZM154 157H155V156H154ZM168 157H169V156H168ZM201 157H202V156H201ZM247 157H248V156H247ZM144 158H145V157H144ZM144 158H143L142 162H145ZM160 158H159V159H160ZM169 158H170V157H169ZM226 158H227V156H226ZM136 159H137V158H136ZM138 159H141V156L138 157ZM138 159H137V160H138ZM151 159H153V158H151ZM159 159H158V160H159ZM203 159H204V158H203ZM208 159H209V158H208ZM219 159H220V158H219ZM133 160H134V159H133ZM148 160H149V159H148ZM158 160H157V161L154 160V162H155V163H156V162H159ZM160 160H161V159H160ZM167 160H168V159H167ZM229 160H230V159H229ZM229 160H228V162H229ZM152 161H153V160H152ZM165 161H166V160H165ZM165 161H164V163H166ZM233 161H234V162H233ZM238 161H239V160H238ZM260 161H261V159L259 160V163H260ZM135 162H136V160H135ZM138 162H139V161H138ZM140 163H141V162H140ZM148 163H149V162L146 161L147 166H148ZM150 163H151V162H150ZM150 163H149V164H150ZM155 163H154L153 165L156 166ZM164 163L161 164V165L163 166ZM236 163H237V160H232V163H230V164H235V165H236ZM133 164H135V163H133ZM138 164H139V163H138ZM159 164H160V163H159ZM159 164L156 166L157 168H160V167H158V166H160ZM167 164H168V163H167ZM131 165H132V163H131ZM131 165H130V166H131ZM144 165H145V164H143V163L139 164V166H142V168H143ZM151 165H152V164H151ZM220 165H221V164H220ZM256 165H257V167L260 166V165H258V163H257ZM256 165H255V167H256ZM145 166H146V165H145ZM147 166H146V168H145L146 170H147V168H148ZM149 166H150V165H149ZM215 166H217V164H216ZM132 167H133V166H132ZM134 167H136V166L134 165ZM134 167H133L132 169H135ZM175 167H176V166H175ZM189 167H190V166H189ZM251 167H252V165H251ZM257 167H256V168H257ZM142 168H140L139 170H141ZM176 168H177V167H176ZM220 168H221V167H220ZM256 168H255V169H256ZM130 169H131V168H130ZM255 169H254V170H255ZM136 170L138 171V169H136ZM143 170H144V169H143ZM148 170H149V169H148ZM148 170H147V171H148ZM153 170H155V169H153ZM156 170H157V169H156ZM230 170H231V169H230ZM230 170H226V169H225V171H227V172H223L224 175L226 174L225 176H224V175H223V176H224L227 180H229V181L232 180V175L230 174ZM244 170H245V169L242 170V173H243ZM130 171H131V170H130ZM132 171H133V170H132ZM144 171H145V170H144ZM144 171L141 170V174H140V172H137V174H140V175L142 176V174H143ZM147 171H146V172H147ZM149 171H150V170H149ZM169 171H170V170H169ZM234 171H235V170H233V172H234ZM257 171H258V170H257ZM18 172H19V171H18ZM133 172H134V171H133ZM254 172H256V171H252V173H254ZM262 172H263V171H262ZM130 173H131V172H130ZM130 173H129V174H130ZM235 173H236V172H235ZM238 173H239V172H237V174H238ZM240 173H241V172H240ZM240 173H239V176L242 174V173H241V174H240ZM129 174H128V175H129ZM135 174H136V173H135ZM146 174H147V173H146ZM146 174L144 173V176H145ZM131 175H132V174H131ZM140 175H139V176H140ZM194 175H195V174H194ZM194 175H193V176H194ZM219 175H220V174H219ZM256 175H257V174H256ZM133 176H135V175H133ZM144 176H142V177H144ZM128 177H129V176H128ZM135 177H136V176H135ZM234 177L236 178L237 176H234ZM138 178H139V177H138ZM235 178H234V180H235ZM253 178H254V177H253ZM124 179H126L125 176H124ZM128 179H129V178H128ZM140 179H141V178H140ZM223 179H224V178H223ZM236 179H238V178H236ZM243 179H245V177H244ZM105 180H106V179H105ZM221 180H222V179H221ZM245 180H246V179H245ZM250 180H251V179H250ZM252 180H253V179H252ZM252 180H251V181H252ZM131 181H132V179H131ZM135 181H136V180H135ZM135 181H134V183H135ZM229 181H228V182H229ZM232 181H233V180H232ZM105 182H106V181H105ZM120 182H121V181H120ZM152 182H153V181H152ZM191 182H192V181H191ZM234 182H235V181H234ZM106 183H107V182H106ZM122 183H123V182H122ZM124 183H125V182H124ZM126 183H127V182H126ZM126 183H125V184H126ZM134 183L132 182L131 184H134ZM139 183L141 184L142 182H138V185H136V190L138 189L137 186L140 185ZM235 183H236V182H235ZM102 184H103V183H102ZM131 184H128V185H130V187H131V186H134V185H131ZM135 184H136V183H135ZM191 184H192V183H191ZM193 184H194V183H193ZM259 184H262V189L264 190V183L259 182ZM100 185H101V183H100ZM104 185H105V184H104ZM104 185H103V186H104ZM236 185H237V184H236ZM251 185H252V183H251ZM256 186H257V185H256ZM105 187H106V186H105ZM128 187H129V186H127V188H126L127 191L130 189V188H128ZM150 187H151V186H150ZM218 187H219V186H218ZM250 187H251V186H250ZM260 187H261V186H260ZM97 188H98V187H97ZM132 188H133V187H132ZM132 188H131L130 190H132ZM142 188H143V186H142ZM162 188H163V187H162ZM174 188H175V187H174ZM186 188H187V186H186ZM255 188H256V187H255ZM256 189H257V188H256ZM173 190H174V189H173ZM187 190H189V189L187 188ZM222 190H223V189H222ZM247 190H248V189H247ZM182 191H183V190H182ZM217 191H218V189H217ZM230 191H231V190H230ZM256 191H257V190H256ZM259 191H261V189H258V192H259ZM129 192H130V191H129ZM131 192H132V191H131ZM247 192H248V191H247ZM247 192H246V193H247ZM244 193H245V192H244ZM246 193H245V194H246ZM252 193H253V192H252ZM133 194H134V196L136 195L135 193H133ZM213 194H215V193H213ZM263 194H264V193H263ZM163 195H164V194H163ZM185 195H186V194H185ZM202 195H203V194H202ZM130 196H131V195H130ZM159 196H160V195H159ZM253 196H254V193H253ZM253 196H252V197H253ZM258 196L260 197L259 194H258ZM185 197H186V199H188V201H190L191 203H192V202H195V201H199V200H198V199H199V196L196 195V194H192V195H189V196L187 195V196H185ZM218 198H219V197H218ZM133 199H134V197H133ZM179 199H181V198H179ZM134 200H135V199H134ZM134 200H133V201H134ZM136 200H137V203H136V204H138V199H136ZM181 200H182V199H181ZM249 200H250V199H249ZM205 201H206V200H205ZM139 202H140V200H139ZM154 202H155V201H154ZM170 202H171V201H170ZM235 202H236V201H235ZM134 203H135V202H134ZM142 203H144V202H142ZM142 203H141V204H142ZM31 205H32V204H31ZM134 205H135V204H134ZM139 205H140V204H139ZM203 205H204V204H203ZM222 205H223V204H222ZM225 205H226V204H225ZM225 205H223V206H225ZM228 205H229V204H228ZM237 205H238V204H237ZM135 206H136V205H135ZM146 206H149L148 203H146L145 207H146ZM204 206H205V205H204ZM244 206H245V204H244ZM47 207H48V206H47ZM141 207H142L143 209L145 208L144 206H141ZM147 208H148V207H147ZM177 208H178V207H177ZM198 208H199V207H198ZM241 208H242V207H241ZM133 209H134V208H133ZM143 209H142V210H143ZM207 209H208V208H207ZM215 209H216V208H215ZM223 209H224V208H223ZM45 210H47V209H45ZM142 210H140V211H142ZM162 210H163V209H162ZM191 210H193V209H191ZM226 210H227V208H226ZM145 211H146V210H145ZM147 212H148V211H147ZM147 212L145 213L146 215H147ZM177 212H179V210H178ZM182 212H183V211H182ZM203 212H204V211H203ZM215 212H216V211H215ZM220 212H221V211H219V213H220ZM143 213H144V212H143ZM143 213H142V214H143ZM149 213H150V212H149ZM174 213H175V212H174ZM180 213H181V212H180ZM204 213H205V212H204ZM211 213H212V212H211ZM219 213H218V215H219ZM137 214H139V210L136 211V216H139V215H140V214H139V215H137ZM196 214H197V213H196ZM226 214H227V213H226ZM146 215H145V217H146ZM189 215H190V213H189ZM192 215H193V214H192ZM140 216H141V215H140ZM148 216H149V215H148ZM148 216H147V217H148ZM168 216H169V215H166V217H168ZM172 216L174 217L175 215H173V214L170 215V217H172ZM190 216H191V215H190ZM149 217H150V216H149ZM149 217H148V218H149ZM191 217H192V216H191ZM203 217H204V216H203ZM57 218H58V217H57ZM59 218H60V217H59ZM59 218H58V219H59ZM139 218H140V217H139ZM142 218H144V215H143ZM58 219H57V220H58ZM149 219H150V218H149ZM16 220H17V219H16ZM143 220L146 221V219H143ZM165 220H166V219H165ZM189 220H190V219H188V221H189ZM196 220H197V219H196ZM196 220H194V221L196 222ZM7 221H8V220H7ZM12 221H14V219H13ZM169 221H170V220H169ZM172 221H173V219H172ZM188 221H187V222H188ZM210 221H211V220H210ZM239 221H240V220H239ZM135 222L137 223L136 220H135ZM187 222H186V223H187ZM198 222H199V221H197V224H198ZM212 222H213V221H212ZM222 222H224V221H222ZM241 222H242V221H241ZM13 223H14V222H13ZM18 223H19V222H18ZM138 223H140V222H139V219H138ZM209 223H210V222H209ZM14 224H15V223H14ZM155 224H156V223H155ZM155 224H154V225H155ZM175 224H176V223H175ZM188 224H189V223H188ZM195 224H196V223H195ZM215 224H217V222H216ZM225 224H226V223H225ZM225 224H223V225H225ZM165 225H166V224H165ZM170 225H171V224H170ZM173 225H174V224L172 223L171 228L173 227ZM227 225H228V224H227ZM232 225H233V224H232ZM8 226H10V225H8ZM11 226L13 227L14 225L12 224ZM11 226H10V227H11ZM225 226H226V225H225ZM234 226H235V225H234ZM133 227H134V226H133ZM232 227H233V226H232ZM167 228H168V227H167ZM173 228H174V227H173ZM176 228L178 229V225H177ZM180 228H181V227L179 226V229H180ZM221 228H222V227H221ZM182 229H184V228H182ZM193 229H194V228H193ZM195 229H196V228H195ZM230 229H231V227H230ZM230 229H229V227H228V232L230 231ZM232 229L234 230V228H232ZM184 230H185V229H184ZM176 231L179 233L178 230H176ZM185 231H186V230H185ZM220 231H221V230H220ZM7 232H8V231H7ZM168 232H170V231L168 230ZM174 232H175V231H173V234H176V233H174ZM231 232H232V230H231ZM243 232H244V231H243ZM178 233H177L176 235H180V233H179V234H178ZM185 233H186V232H185ZM193 233H194V232H193ZM258 233H259V231H258ZM168 234H169V233H168ZM168 234H167V235H168ZM181 234H183V236L185 235L184 233H181ZM242 234H243V233H242ZM248 234L250 235L249 232H248L246 235H248ZM225 236H226V235H225ZM179 237H181L180 241H181V240H184V238H183L182 236H179ZM179 237H177V238H179ZM214 237H215V239H216V236H214ZM234 237H235V236H234ZM241 237H242V236H241ZM164 238H165V237H164ZM182 238H183V239H182ZM194 238H195V237L190 238V240L192 239V242H193V239H194ZM238 238H239V236H238ZM242 238H243V237H242ZM25 239H26V238H25ZM254 239H255V238H254ZM177 240H178V239H177ZM186 241H187V240H186ZM186 241H185V242H186ZM175 242H176V241H175ZM234 242H235V241H234ZM234 242L231 241V245H232V243H234ZM243 242H244V241H243ZM161 243H162V241H161ZM182 243H184V242H182ZM223 243H224V242H223ZM15 244H16V243H15ZM157 244L160 245V243H157ZM162 244H163V243H162ZM169 244H170V243H169ZM180 244H181V243H180ZM180 244H179V243H175V245H178V250H179L180 248L182 249V247H179ZM191 244H192V243H191ZM191 244L189 245V243H188V250H189ZM243 244L245 245V243H243ZM158 245H157V246H158ZM167 245H168V243H167ZM235 245L238 246V243L236 244V242H235ZM249 245H250V243H249ZM13 246H14V245H13ZM183 246L185 247V246H187V245H183ZM213 246H214V245H213ZM218 246H219V245H218ZM225 246H227V245H225ZM225 246H224V247H225ZM154 247H155V245H153V248H154ZM160 247H161V246H160ZM197 247H199V245L195 247V250H196ZM220 247H221V246H219V248H220ZM232 247H234V245H232ZM239 247H240V246H239ZM245 247H246V246H245ZM151 248H152V247H151ZM157 248L159 249V247H157ZM219 248H218V249H219ZM221 248H222V250L224 249L223 247H221ZM154 249L156 250V248H154ZM158 249L156 250L157 252L159 251ZM161 249H162V247H161ZM165 249H166V248H165ZM216 249H217V248H216ZM216 249H215V250H216ZM218 249H217V250H218ZM162 250H163V249H162ZM162 250H160L159 252L161 253ZM171 250H173V249L171 248ZM174 250H176V248H174ZM174 250H173V251H174ZM192 250H193V249H192ZM147 251H149V250H147ZM147 251H146V253H147ZM167 251H168V249H167ZM173 251H172V252H173ZM183 251H185V250L183 249ZM218 251H219V253H220L221 250H218ZM150 252H153V251H150ZM162 252H163V251H162ZM172 252H170V253H172ZM177 252H178V251H177ZM177 252H176V253H177ZM196 252H199V251L196 250ZM196 252H195V253H196ZM242 252H243V251H242ZM153 253L156 254V252H153ZM153 253H152V254H153ZM163 253H166V252H163ZM163 253H162V254H163ZM170 253H169V254H170ZM187 253H188V252H187ZM212 253H213V252H212ZM141 254H143V253H141ZM149 254H151V253H148L147 255H149ZM157 254H159V253H157ZM169 254H168V255H169ZM243 254H244V253H243ZM245 254H246V252H245ZM261 254H262V253H261ZM185 255H186V254H185ZM188 255H191V254H188ZM207 255H208V254H207ZM248 255H249V254H248ZM6 256H7V255H6ZM135 256H136V255H135ZM135 256H134V258H135V260H137V258H136ZM153 256H154V258H156L155 255H153ZM157 256H158V255H157ZM162 256H164V254H163ZM162 256H161V257H162ZM170 256H173V255L170 254ZM141 257H142V256H141ZM146 257H147V256H146ZM149 257H150V256H149ZM158 257H159V256H158ZM158 257H157V258H158ZM173 257H174V256H173ZM222 257H223V255H222ZM222 257H221V259H222ZM244 257H245V256H244ZM138 258H139V257H138ZM162 258H163V259H166L165 256L162 257ZM162 258H161V260H163ZM178 258H179V257H178ZM216 258H217V257H216ZM219 258H220V256L218 257V261L220 262V259H219ZM245 258H246V257H245ZM252 258H253V257H252ZM252 258H250V260H251ZM98 259H99V258H98ZM150 259H152V257H150ZM176 259H177V257H176ZM223 259H224V258H223ZM225 259L228 260L227 256H226ZM113 260H114V259H113ZM132 260H133V259H132ZM159 260H160V258H159ZM173 260L175 261V259H173ZM181 260H182V259H181ZM232 260H233V259H232ZM241 260H242V259H241ZM246 260H247V259H246ZM152 261H154V262L156 261V262H158L159 264H161V262H160V261H157L156 259H155V260H152ZM168 261H169V260L167 259V261H166L167 264L170 263V262L168 263ZM248 261H249V260H248ZM136 262H138V261H136ZM154 262H153V263H154ZM171 262H173V261L171 260ZM177 262H178V260H177ZM213 262H214V261H213ZM162 263H164V261H162ZM217 263H218V262H217ZM217 263H216V264H217ZM155 264H156V263H155ZM164 264H165V263H164ZM171 264H172V263H171ZM226 264H229V263H226ZM248 264H249V263H248Z\"/></svg>",
	"mask_w": 264,
	"mask_h": 264
}]
</instances>
